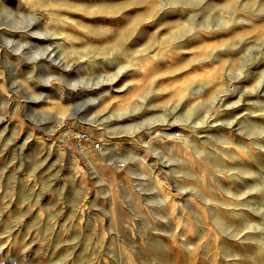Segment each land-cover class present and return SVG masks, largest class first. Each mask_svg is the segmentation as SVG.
Wrapping results in <instances>:
<instances>
[{"label": "rangeland", "instance_id": "obj_1", "mask_svg": "<svg viewBox=\"0 0 264 264\" xmlns=\"http://www.w3.org/2000/svg\"><path fill=\"white\" fill-rule=\"evenodd\" d=\"M0 264H264V0H0Z\"/></svg>", "mask_w": 264, "mask_h": 264}, {"label": "built area", "instance_id": "obj_2", "mask_svg": "<svg viewBox=\"0 0 264 264\" xmlns=\"http://www.w3.org/2000/svg\"><path fill=\"white\" fill-rule=\"evenodd\" d=\"M64 132L67 133L71 137V139L75 141L76 149L80 153L85 152V150L89 146H91L95 150H99V151L102 149V147H100L99 143L94 142L91 135L87 132L77 131V130H73L70 128H65ZM122 165L123 164H120V166H122Z\"/></svg>", "mask_w": 264, "mask_h": 264}, {"label": "bare ground", "instance_id": "obj_3", "mask_svg": "<svg viewBox=\"0 0 264 264\" xmlns=\"http://www.w3.org/2000/svg\"><path fill=\"white\" fill-rule=\"evenodd\" d=\"M51 131V130H50ZM54 131V130H53ZM171 134V132L169 131V129L167 128V129H165V130H161V129H159V131L157 132V134H165V135H170ZM131 136H132V134H130ZM156 135V132L155 133H152V136L154 137ZM151 142H149V141H147L146 142V144L147 145H149ZM49 145H53V143H49ZM92 149H94V148H92ZM95 150V149H94ZM105 150H108V151H113L112 150V146H107L106 148H105ZM87 151V149L85 150V152ZM85 152H83V153H85ZM85 158H86V160H87V162H88V164H90V165H92L93 163H95L96 162V160L98 159V157H92V156H88V155H86L85 156ZM120 164H123L122 166H124V163H120ZM118 166H120V165H118Z\"/></svg>", "mask_w": 264, "mask_h": 264}]
</instances>
